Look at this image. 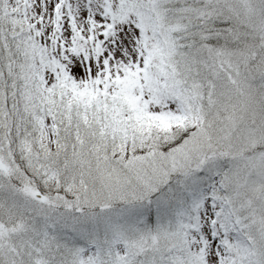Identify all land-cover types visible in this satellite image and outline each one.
Masks as SVG:
<instances>
[{
    "label": "snow or ice",
    "instance_id": "obj_1",
    "mask_svg": "<svg viewBox=\"0 0 264 264\" xmlns=\"http://www.w3.org/2000/svg\"><path fill=\"white\" fill-rule=\"evenodd\" d=\"M0 264H264V0H0Z\"/></svg>",
    "mask_w": 264,
    "mask_h": 264
}]
</instances>
